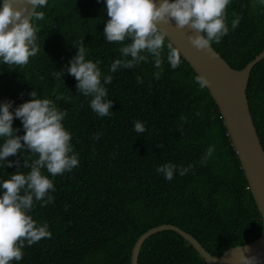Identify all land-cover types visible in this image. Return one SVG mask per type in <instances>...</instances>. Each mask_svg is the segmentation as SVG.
Returning <instances> with one entry per match:
<instances>
[{
  "label": "trees",
  "instance_id": "obj_1",
  "mask_svg": "<svg viewBox=\"0 0 264 264\" xmlns=\"http://www.w3.org/2000/svg\"><path fill=\"white\" fill-rule=\"evenodd\" d=\"M39 10L45 18L34 21L39 29L37 55L26 66L0 61V104L13 102L14 113L32 99L33 91L39 99H51L67 113L62 123L72 135L79 165L56 177L42 170L54 182L50 195L55 199L46 206L34 200L28 214L39 225L46 223L52 235L32 246L25 241L23 259L12 264H130L136 239L161 226L189 233L213 255L259 237L260 214L218 108L207 91L199 89L196 75L183 60L171 68L168 42L159 80L150 55L148 62L112 73L114 60L125 59L120 48L131 41L107 42L106 0H48ZM233 13L241 17L235 30ZM226 23L228 35L213 42L211 49L231 68L242 70L264 50V4L231 0ZM82 42L86 59L101 61L102 83L104 76L113 78L104 84L107 99L113 101L109 116L93 112L92 97L78 92L71 74L65 72L59 79L53 75L70 67ZM247 94L264 148V59L252 71ZM137 120L145 125L143 134L134 130ZM13 128L18 136L25 135L20 119H14ZM3 143L0 139V146ZM210 146L215 152L201 164ZM35 159L38 155L27 150L8 157L0 166V183L18 171L27 174L24 161L31 164ZM7 162L14 166L7 167ZM167 163L177 166L171 181L156 172ZM188 165L192 169L181 176L180 168ZM138 264L206 263L179 235L164 231L142 244Z\"/></svg>",
  "mask_w": 264,
  "mask_h": 264
},
{
  "label": "clouds",
  "instance_id": "obj_2",
  "mask_svg": "<svg viewBox=\"0 0 264 264\" xmlns=\"http://www.w3.org/2000/svg\"><path fill=\"white\" fill-rule=\"evenodd\" d=\"M264 4V0H259ZM16 0H0V61L12 66H26L30 58L37 55L38 27L34 21L45 18L43 11H35L34 19L28 17V8L17 9ZM35 8H44L48 0H26ZM231 0H161L159 6L156 0H106L108 19L104 36L108 43H123L131 41L120 48L125 59H115L110 66V72L115 73L120 68L131 69L141 62H148L149 55L154 60V67L159 71L154 73L155 79L161 78L162 51L165 47L167 32L161 24L175 25L180 29L189 27L196 35L190 36L191 44L198 50H209L212 43H219L228 35L229 26L226 23L227 9ZM231 28L235 30L241 17L233 13ZM77 48V54L70 61V67L64 71H55L53 75L59 79L65 72L77 80V90L85 97L91 96L90 107L99 117L110 115L113 101L107 99L108 92L104 84L112 83V76H104L98 68L101 61L95 63L86 59L83 42ZM167 60L172 69L179 67L181 62L180 50L167 44ZM146 53V54H144ZM131 57V59H127ZM137 82L142 84L141 77ZM199 89L209 88L211 81L202 75L195 77ZM32 99L11 111L13 102L5 101L0 104V166L4 167L7 158L27 150L38 155L31 164L24 161L23 168L30 169L27 174L18 171L10 179L0 183L3 195L0 196V264H12L23 259L22 249L25 241L32 246L42 239L51 238L52 233L45 223L39 225L28 213L34 207V200L46 206L54 201L50 192L55 191L54 182L42 173L46 169L52 177L71 172L79 165L78 154L72 147V135L63 125L67 115L61 111L51 99L37 98V92L30 93ZM60 97H57L59 99ZM14 119H20L25 135L18 136V129L13 128ZM134 130L138 134L146 131L143 122H134ZM97 133L95 139H99ZM158 147H162L158 146ZM215 152V146H210L201 158V164L206 165ZM17 166L19 162H16ZM7 167H13L7 162ZM193 165L180 168L179 174L186 175ZM177 166L167 163L156 168L167 181L174 178ZM67 210V207H66ZM239 264H257L255 256L249 257L247 247L235 249Z\"/></svg>",
  "mask_w": 264,
  "mask_h": 264
},
{
  "label": "water",
  "instance_id": "obj_3",
  "mask_svg": "<svg viewBox=\"0 0 264 264\" xmlns=\"http://www.w3.org/2000/svg\"><path fill=\"white\" fill-rule=\"evenodd\" d=\"M156 2L159 6L161 0H156ZM172 2L174 1L172 0ZM15 7L17 9L27 7V15L30 20L37 9L27 4L26 0H16ZM160 26L167 32L165 40L180 50L181 60L190 67L196 76L202 75L211 81L210 87L205 90L218 108L226 135L229 137L245 173L250 192L260 214L263 232L248 243L229 246L218 255H213L189 233L174 226H161L143 233L136 239L130 249V264H138L142 244L150 236L164 231H171L179 235L206 264H239L236 258L239 253L235 249L245 246L249 249V251H245V254L249 257L255 256L259 263L264 259V148L251 114L247 93L252 71L264 59V50L244 69L235 70L211 47L209 50L196 49L189 40V37L196 33L189 27L180 29L175 25L174 20L171 24H161Z\"/></svg>",
  "mask_w": 264,
  "mask_h": 264
}]
</instances>
